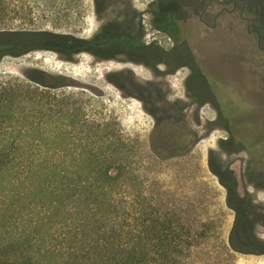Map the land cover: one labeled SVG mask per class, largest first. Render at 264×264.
Wrapping results in <instances>:
<instances>
[{"label": "trees", "instance_id": "16d2710c", "mask_svg": "<svg viewBox=\"0 0 264 264\" xmlns=\"http://www.w3.org/2000/svg\"><path fill=\"white\" fill-rule=\"evenodd\" d=\"M261 1L251 4L259 8ZM24 7L0 0V60L48 49L71 61L87 52L97 60L131 61L159 71L160 64L170 66V58H176L190 68L186 94L214 105L217 122L224 126L236 122L233 115L239 110L226 115L231 104L222 101L223 81L207 61L204 39L212 30L207 32L198 19L166 49L144 39L141 22L132 31L123 21H106L88 37L10 27L13 14ZM244 29L243 23L235 28V46L249 48L248 81L264 88L262 50L246 40ZM132 73L121 69L106 78L124 95L141 100L153 117L150 153L163 160L187 154L199 137L181 118L179 102L163 98L153 82L143 84ZM26 74L31 83L0 89V264H178L203 232L193 231L146 192L148 185L139 178L142 164L131 159L136 146L115 120L86 117L74 92L61 89L71 85L66 75L38 68ZM54 117L61 127H42ZM80 129L79 137L74 132ZM246 150L252 160L253 148ZM220 179L227 205L236 211L230 246L243 253L264 252V238L246 216L250 206L236 192L234 177Z\"/></svg>", "mask_w": 264, "mask_h": 264}, {"label": "rangeland", "instance_id": "374dc122", "mask_svg": "<svg viewBox=\"0 0 264 264\" xmlns=\"http://www.w3.org/2000/svg\"><path fill=\"white\" fill-rule=\"evenodd\" d=\"M93 1L16 0L18 5L23 3L25 7L13 14L10 27L70 32L88 37L100 24ZM130 1L141 10L146 9L151 0ZM114 5L115 8L116 5L121 6L120 3ZM144 19L146 40L158 41L166 48L172 45L171 37L164 30L154 27L149 12H146ZM179 25L180 33L190 26L189 22ZM232 35L217 30L204 39L208 64L223 81L222 101L231 104L226 115H231L232 110H239L233 115L236 122L230 119L232 128L217 122L214 105L198 103L194 97L186 94L185 78L190 73L186 66L179 67L175 73L156 77L151 70L135 63L97 60L87 52L78 54L71 61L61 58L52 50L39 49L21 56L8 55L0 60V89L5 85L31 83L26 76L30 68L66 75L71 85L61 89L74 92L86 117L115 120L117 128L136 146L137 155L131 159L142 164L139 178L147 183L146 192L153 195L164 210H174L193 231L198 234L203 232V236L179 256L178 264H264V254L238 252L230 246L229 236L235 213L227 205L226 186L214 172L217 169L227 179L230 174L226 171H233L244 191L250 194V198L253 197V204L264 213V88L248 81L245 61L236 51L231 41ZM121 69L131 70L142 82L165 80V84L161 81V90L169 91L167 99L179 100L177 110L180 115L185 114V122L197 131L199 137L187 154L163 160L150 153L153 117L145 111L141 100L124 95L106 78L107 73ZM215 93H218V89ZM52 120V123L46 126L42 124V127L48 131L61 127L54 122L56 118ZM74 134L80 137L83 131L76 130ZM223 140L232 142L224 147ZM245 144L253 148L252 160ZM249 163L253 170L247 177ZM258 231L264 237V227H259Z\"/></svg>", "mask_w": 264, "mask_h": 264}, {"label": "flooded vegetation", "instance_id": "af4514ba", "mask_svg": "<svg viewBox=\"0 0 264 264\" xmlns=\"http://www.w3.org/2000/svg\"><path fill=\"white\" fill-rule=\"evenodd\" d=\"M93 2L96 17L100 20V24L97 29H99L100 26L106 21H123L127 29L136 31L139 22H141L142 29L144 32V39L146 40V27L144 16L146 12H149L151 14V21L154 23V27L158 28L159 30H164L171 37L172 45L168 48L175 46L176 42L182 40L184 33L187 31L186 29V31L183 30V32H179L180 23L186 25V23L189 22V25H191L193 19H198L207 28V32H209V30H212V32L218 30L223 34L226 32L232 33L233 37L231 38V41H233L234 44L236 43L235 38L237 32L235 28L239 27V24L243 23L245 29L241 32V34L245 36L246 40H248L249 43L257 42L259 44L264 58V0L261 1V6L259 8H254L252 6V0H151L148 3V7L146 9L141 10L130 0H94ZM115 3H120L121 6L116 5L117 7L115 8ZM199 5L200 9L198 8ZM112 6L115 10L112 9ZM161 23H164V25H161ZM146 41L152 42L153 40ZM153 42H155L159 47H164L159 44L158 41ZM235 49L239 54H241V59H244V61L246 62V55L250 52L249 48L241 49L239 47L236 48L235 46ZM108 60L135 63L119 59ZM169 62L171 67L166 66L165 64H160L159 71H155L151 67H148L144 64H135L143 65L144 67L148 68L156 77L158 75L175 73L176 70L181 66H186L188 69H190L189 66L184 62H177L176 58H170ZM163 65L164 68H162ZM132 74L137 80L134 73ZM161 81L162 80L155 81L154 79H149L145 82H139L143 84L153 82L155 92L159 93L163 98L167 99V93L169 91L167 92L165 90H161V84H165V80H163L162 83ZM177 101L179 102V100ZM180 116L184 120L185 114L183 113V116ZM230 142H232V140L222 141L224 147H226V143ZM229 170L230 169H228L226 172H228L234 177L236 184V192L238 193L239 197L243 198L245 203L250 206V209L246 211V216H250L252 220H250V218L249 220L252 221V225L256 234L259 235V227H264V213L257 205L253 204V197L251 196L252 198H250V194L244 191V187L239 182V177H235V175H233L234 172ZM246 173L248 177L251 172L248 170ZM242 177L243 176L241 175V178ZM234 213L236 215L235 210ZM259 236H261V234ZM253 254L263 255L264 252Z\"/></svg>", "mask_w": 264, "mask_h": 264}, {"label": "bare ground", "instance_id": "6f19581e", "mask_svg": "<svg viewBox=\"0 0 264 264\" xmlns=\"http://www.w3.org/2000/svg\"><path fill=\"white\" fill-rule=\"evenodd\" d=\"M57 65V64H56ZM46 66V65H45ZM49 66V65H48ZM53 66V65H52ZM61 66V65H60ZM51 67V66H50ZM68 67V66H67ZM61 70V69H60ZM75 78H77V77H75Z\"/></svg>", "mask_w": 264, "mask_h": 264}]
</instances>
